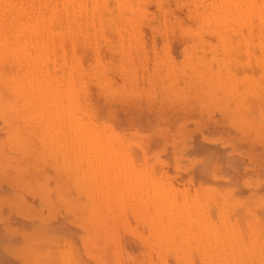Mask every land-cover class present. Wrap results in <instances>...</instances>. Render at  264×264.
Here are the masks:
<instances>
[{
    "label": "rangeland",
    "instance_id": "obj_1",
    "mask_svg": "<svg viewBox=\"0 0 264 264\" xmlns=\"http://www.w3.org/2000/svg\"><path fill=\"white\" fill-rule=\"evenodd\" d=\"M0 264H264V0H0Z\"/></svg>",
    "mask_w": 264,
    "mask_h": 264
},
{
    "label": "bare ground",
    "instance_id": "obj_2",
    "mask_svg": "<svg viewBox=\"0 0 264 264\" xmlns=\"http://www.w3.org/2000/svg\"><path fill=\"white\" fill-rule=\"evenodd\" d=\"M17 99V98H16ZM219 146V145H218ZM225 162V161H224ZM226 164V163H225ZM234 166V165H233ZM229 175V174H228ZM217 186V185H216ZM247 202V201H246ZM26 210V209H25ZM75 221V220H74ZM29 225V224H28ZM30 226V225H29ZM37 229V228H36ZM246 229V228H245ZM45 235V234H44ZM49 238V237H48ZM49 241H51V239L49 240ZM50 244H51V242H50ZM36 245V244H35ZM34 245V246H35ZM40 245V244H39ZM61 246V245H60ZM55 250V249H54ZM8 262V261H7Z\"/></svg>",
    "mask_w": 264,
    "mask_h": 264
}]
</instances>
